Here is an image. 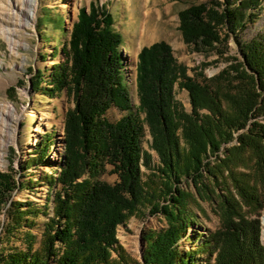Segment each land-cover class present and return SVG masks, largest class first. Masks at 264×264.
<instances>
[{
	"label": "trees",
	"instance_id": "16d2710c",
	"mask_svg": "<svg viewBox=\"0 0 264 264\" xmlns=\"http://www.w3.org/2000/svg\"><path fill=\"white\" fill-rule=\"evenodd\" d=\"M263 1L210 0L180 10L183 40L194 51L223 55L233 36L243 59H232L213 86L190 76L189 67L178 61L166 40L143 46L136 67L139 104L135 112L115 122L107 118L110 108L132 109L120 49L123 35L105 3L93 1L89 8L81 7L62 48L65 60L54 64L44 91L56 97L66 90L74 103L65 119V159L57 177L54 215L45 225L38 249L29 234L25 248L0 254V264H193L195 254L180 248L195 222L192 199L178 185L190 179L199 186L204 168L216 182L228 174L247 204L255 200L264 209V192L254 195L247 175L240 177L234 171L231 156L214 166L205 163L207 156L236 139L238 146L228 150L235 156L252 151L264 183L260 118L264 116V35L249 42L239 36L257 17ZM36 76L35 90L42 72ZM177 89L188 91L191 112L177 100ZM145 126L158 164L142 144ZM108 166L118 175L115 183L92 180L107 172ZM143 168L151 171L148 181L143 179ZM13 188L12 176L0 172V202L8 199ZM230 204L224 226L206 240L210 256L216 253L215 262L209 257L205 264H264L260 219L246 218ZM17 206L21 209L24 204ZM142 207L162 213L167 225L144 233L146 246L140 261L121 244L117 232Z\"/></svg>",
	"mask_w": 264,
	"mask_h": 264
},
{
	"label": "rangeland",
	"instance_id": "374dc122",
	"mask_svg": "<svg viewBox=\"0 0 264 264\" xmlns=\"http://www.w3.org/2000/svg\"><path fill=\"white\" fill-rule=\"evenodd\" d=\"M93 1L108 6L114 16L116 29L123 35L120 49L124 56L132 109L124 111L113 106L107 112L110 121L115 122L136 111L139 104L136 67L143 46L166 40L171 44L178 61L189 67L190 76L208 81L213 86H217L215 77L229 68L232 59H243L233 36L228 39L223 55L196 52L184 42L179 28V11L210 0H38L34 17L22 12V0H0V172L9 173L15 183L8 199L0 202V254L25 248L29 234L34 236V249H38L45 225L54 215V197L59 189L57 177L65 159V119L74 103L66 90L56 97H50L44 91L54 64L65 60L62 48L70 39L80 8H89ZM217 1L222 3L224 0ZM145 28H152V31L146 33L145 40H142ZM6 30L9 32L6 33ZM261 35H264V1L257 17L239 32L243 42ZM39 70L43 77L39 88L35 90L33 80L38 79L36 73ZM176 98L191 112L187 90L177 89ZM260 118L264 122V116ZM145 127L146 135L142 144L151 151L154 164H158L157 153L150 149L152 137L148 127ZM238 144L236 139L223 144L216 155L207 156L205 163L211 161L214 166L231 156L235 161L234 171L238 176L247 175L254 195L256 192L263 193L264 183L260 181L252 151L235 156L228 150ZM111 168L108 166L107 172L92 180L115 183L118 175L111 172ZM205 169L199 186L190 179L182 180L178 185L192 199L190 211L195 216V222L180 241V248L184 253L195 254L196 262L193 264H205L209 257L212 263L215 262L216 253L210 256L211 248L206 240L212 232L224 226L232 202L235 211L238 210L244 217L260 219L264 243V209H260L255 200L251 205L247 204L228 174L219 176L216 182ZM143 171V179L146 181L151 171L146 168ZM152 179H155V175ZM156 180L161 183L159 177ZM19 203L24 204V207L18 209ZM27 209L38 210L40 213H22ZM232 211L235 212L234 209ZM166 225L167 220L162 213L142 207L118 227L117 234L127 251L143 261L141 256L146 246L144 233L159 230Z\"/></svg>",
	"mask_w": 264,
	"mask_h": 264
},
{
	"label": "bare ground",
	"instance_id": "6f19581e",
	"mask_svg": "<svg viewBox=\"0 0 264 264\" xmlns=\"http://www.w3.org/2000/svg\"><path fill=\"white\" fill-rule=\"evenodd\" d=\"M22 1H23V7H22L23 11L22 12L23 13L27 12L31 17H34L35 13H36L37 6H38V0H22ZM144 17L146 19L147 15H145ZM145 24H147V22ZM151 31H152V28H150V29L145 28V30H143V32H145V33H142L141 39L145 40L146 33H150ZM8 32L9 31L6 30V33H8Z\"/></svg>",
	"mask_w": 264,
	"mask_h": 264
},
{
	"label": "water",
	"instance_id": "95a60500",
	"mask_svg": "<svg viewBox=\"0 0 264 264\" xmlns=\"http://www.w3.org/2000/svg\"><path fill=\"white\" fill-rule=\"evenodd\" d=\"M142 257V256H141ZM142 260H143V257H142Z\"/></svg>",
	"mask_w": 264,
	"mask_h": 264
}]
</instances>
